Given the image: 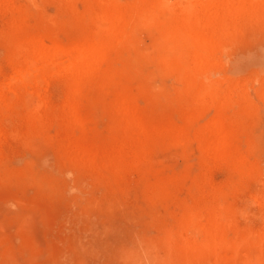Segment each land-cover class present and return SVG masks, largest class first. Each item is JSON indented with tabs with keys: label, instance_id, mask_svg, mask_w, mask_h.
I'll list each match as a JSON object with an SVG mask.
<instances>
[{
	"label": "rangeland",
	"instance_id": "rangeland-1",
	"mask_svg": "<svg viewBox=\"0 0 264 264\" xmlns=\"http://www.w3.org/2000/svg\"><path fill=\"white\" fill-rule=\"evenodd\" d=\"M100 1L0 0V264H264L262 15L220 34L198 76L217 98L184 91L158 25L128 23L143 0H113L132 25L77 91L66 72L19 74L32 37L106 29ZM210 218L224 243L189 246Z\"/></svg>",
	"mask_w": 264,
	"mask_h": 264
},
{
	"label": "bare ground",
	"instance_id": "bare-ground-1",
	"mask_svg": "<svg viewBox=\"0 0 264 264\" xmlns=\"http://www.w3.org/2000/svg\"><path fill=\"white\" fill-rule=\"evenodd\" d=\"M190 1V5L184 9L170 10L165 13L163 20L158 21L156 20L155 11L160 4L171 2V0H143L141 1L142 5L136 3V5L130 7L134 9L131 16L134 15L128 19V23L137 15H145L158 25L164 33V45L166 47V51L162 52V61L178 73L175 72L178 76L176 80L181 79L180 83L184 84V91L192 92L194 97L200 100L206 99L207 96L217 98L221 94L220 81L218 79L200 81L198 76L205 66L213 63L216 49L221 45L220 34L228 33L243 11H248L254 17L262 15L264 19V0ZM112 2L113 0L100 1L101 15L109 23L107 28L96 32L95 35L85 41L63 46L61 43L47 41V39L40 37L29 39L27 41L29 46L27 52H25L29 59L19 69V74L33 73L34 77L40 80L44 74L50 71L66 72L71 79L70 94L72 89L74 92L77 91L79 86L82 85L81 83L89 79L93 71L100 65V62L108 55L107 50L110 51L109 48L113 43L124 41L123 38L126 36L128 26L130 29L132 25L130 23L126 26L125 18L128 9L124 10V8L114 5ZM206 26L211 28L206 29ZM18 77L19 75L14 77L15 81L19 80ZM29 83L21 82L25 85ZM242 84L237 82L234 87L236 88ZM130 115L132 114H129L128 118L131 117ZM195 215L191 211L190 217L187 218L189 221L194 222ZM209 221L216 228L211 226L212 229L210 227L209 234H206L207 240H203L205 244L201 245V243L192 241L193 243H188L189 246L198 249L204 245L208 246L207 241L210 244L212 241H214L213 243L218 242L219 239L217 240V238L221 233V229L218 227V223H215V225L211 218ZM184 222H186V218ZM202 232L204 231L202 230ZM220 238L222 239V236ZM222 243H219V245H222Z\"/></svg>",
	"mask_w": 264,
	"mask_h": 264
}]
</instances>
